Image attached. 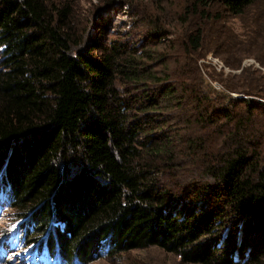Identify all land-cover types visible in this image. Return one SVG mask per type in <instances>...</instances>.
<instances>
[{
  "label": "trees",
  "instance_id": "1",
  "mask_svg": "<svg viewBox=\"0 0 264 264\" xmlns=\"http://www.w3.org/2000/svg\"><path fill=\"white\" fill-rule=\"evenodd\" d=\"M259 2L178 0L183 32L160 43L171 32L146 23L134 48L93 37L107 25L73 0H0V179L24 247L60 264L151 247L264 264V74L242 66L264 68V43L215 30L240 70L215 74L219 91L198 65L206 28Z\"/></svg>",
  "mask_w": 264,
  "mask_h": 264
},
{
  "label": "rangeland",
  "instance_id": "2",
  "mask_svg": "<svg viewBox=\"0 0 264 264\" xmlns=\"http://www.w3.org/2000/svg\"><path fill=\"white\" fill-rule=\"evenodd\" d=\"M113 4L109 6L111 0H73L74 8L77 10L78 20L82 22L84 17H88L93 20L96 18L100 24L107 25L108 31L99 34L96 30L93 31V37L97 39L104 38H117V39H132L135 40L132 43L133 47H138L142 40L141 34L147 30L146 23L156 22L162 24L164 28L171 32L168 38L160 40V43H165L167 39H172L176 34L183 32V27H180V21L178 19L181 14V6L178 4V0H112ZM84 23V22H82ZM80 26H82L80 24ZM247 27L255 38V43H264V2H259L247 17L242 19L228 18L223 21L221 28L209 26L206 28L207 39L204 43L203 49L198 56V65L200 71L212 87L215 90H220L221 85L218 83L215 74L221 75V78H232L231 76L237 75L240 70H231L227 68L222 60L215 55L216 41L215 30H223L227 32V29L235 30L239 32L242 27ZM145 35V34H144ZM261 56L264 60V48L262 49ZM3 50L0 48V63L3 58ZM242 66H252V69H256L264 74V68H261L255 60L254 56L245 59L242 62ZM210 75L213 77H210ZM216 79V81H215ZM236 96L237 94H232ZM0 178L1 175H0ZM0 179V239L12 232L19 224L23 222V219L17 218L16 212L8 205L7 185L2 184ZM29 227V226H28ZM20 245V244H19ZM25 251L16 247V249L10 250L7 253L5 262L2 264H25L28 257L23 261L25 257ZM43 259L47 260L50 264H54L57 261L56 257L49 259L44 253H40ZM39 264V263H36ZM86 264H183L180 259L173 254L162 251L161 249L151 247L140 250H129L127 252L114 254L109 256V253H104L102 257L93 258L92 261Z\"/></svg>",
  "mask_w": 264,
  "mask_h": 264
}]
</instances>
